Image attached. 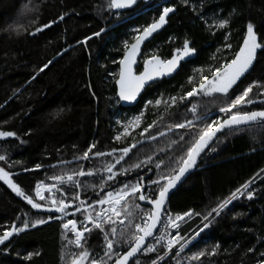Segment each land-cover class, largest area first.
Instances as JSON below:
<instances>
[{
	"label": "trees",
	"instance_id": "1",
	"mask_svg": "<svg viewBox=\"0 0 264 264\" xmlns=\"http://www.w3.org/2000/svg\"><path fill=\"white\" fill-rule=\"evenodd\" d=\"M165 6H175L176 12L146 44L137 71L142 70L147 55L155 53L168 58L171 50L180 47L185 37L191 40L190 46L196 50L195 54L181 64L173 77L164 78L145 89L136 106L125 108L116 95L115 83L119 59L123 55L122 42L130 41L135 29L142 30L154 18L158 19ZM61 15L62 20L58 19ZM200 15L209 24L214 18H227L230 23L224 29H209ZM49 21L55 23L35 31ZM249 21L254 25L258 41L264 45V0H188V4L183 0H138L119 17L114 10L107 9V0H0V130L17 133V137L0 139V154L8 158L7 163L0 161V166L13 174L14 182L33 194L37 180L50 183L47 178L52 175L79 171L80 168L85 171L90 167L99 169L109 161L114 163L112 157H93L91 160H74L73 157H79L94 142L95 150L102 152L131 142V139L123 143L113 139L119 130V113H136L144 107L146 100H154L160 94L178 96L188 91L187 77L192 75V69L215 63L211 57L225 42L226 32L230 34L228 42L232 44V51L237 50ZM101 28L105 31L100 36H92ZM89 36L92 38L85 43H77ZM222 55L217 53V58ZM50 60L49 67L39 71ZM253 79L264 80V48L257 49L254 65L241 80L238 90ZM225 99L219 95L190 97L191 104L198 105V115L211 114L209 120H202L197 127L217 116L223 118L218 108ZM191 104L186 101L170 108V114L149 130L155 140H142L117 165V170L142 161L146 156H152V162L119 176V181L112 183V187L135 182L138 175L155 179L158 170L154 165L158 159L165 160L160 171L175 166L172 161L183 154L197 133L189 128L167 129L172 124L194 119L188 111ZM261 108L264 103L259 100L253 105L242 106V110L248 111ZM158 114L150 106L145 112L143 126L156 119ZM140 130L133 132L135 140H141ZM157 132L164 135L157 136ZM180 136L185 140L179 141ZM174 140L179 143L168 148ZM211 147L215 151L207 150L199 166L171 195L167 204L173 213L189 208L200 213L199 217L193 216L183 222L179 229L181 236L194 232L199 235L180 251L179 256L173 252L159 264H177L181 259L179 264H256L264 253V172L261 171L264 169V122L225 130ZM59 161L70 163L60 164ZM35 164L43 167L34 169ZM25 168L29 171H23ZM148 168L152 171L148 172ZM103 175L79 177L86 185L81 191V198L86 202L108 190L88 187L98 186ZM245 181H249V190H255L253 198L249 200L245 192L220 215L213 213L209 217L211 223L204 228L207 221L202 223L203 216L215 207L218 199L227 197ZM64 188L71 198L69 186ZM136 202L140 204L139 200ZM140 205L144 209L150 208ZM24 213H28L29 219L59 215L54 209H31L26 201L0 181V233L12 221L19 226ZM68 218L73 217L70 214ZM61 232L60 221L53 219L15 234L0 244V264H64L61 253L68 250L64 249L66 241L61 238ZM217 244L216 253L207 254ZM88 246L92 248V255L103 254L102 236L94 231ZM249 248L253 251L248 252ZM70 250L78 251L74 246ZM126 250L127 246L120 245L115 249L118 253ZM199 250H205L206 254L198 261L188 259ZM28 252H39L40 255L27 260ZM163 252V246H159L156 252L141 254L132 264L136 260L140 264H150Z\"/></svg>",
	"mask_w": 264,
	"mask_h": 264
},
{
	"label": "snow or ice",
	"instance_id": "2",
	"mask_svg": "<svg viewBox=\"0 0 264 264\" xmlns=\"http://www.w3.org/2000/svg\"><path fill=\"white\" fill-rule=\"evenodd\" d=\"M183 2L188 4V0H183ZM136 3L137 0H107V9L109 11L115 10L116 16L119 17L121 10L131 9ZM174 7H163L158 19L154 18L152 23L143 27L142 30L139 28L135 29V35L131 37V40L122 42L123 55L119 59L118 79L115 81L120 100L136 101L142 90L150 87L158 78L170 76L178 71L180 64L191 59L195 54L196 50L190 46L191 40L185 37L180 47L171 50L168 58H162L155 53L147 55L143 59L142 70H135L138 66L137 58L138 54L141 53L142 44L166 24V17L174 11ZM193 11H195L194 7ZM199 18L204 20L209 29H224L230 23L227 18H214L210 24L203 15H200ZM58 19L62 20L63 15L58 17ZM52 23H55V21H49L48 24L42 25L35 31L39 32L43 28L49 27ZM104 31L105 29L101 28L99 31L92 33V36L98 37ZM229 35V33H225V42L217 49L216 53H213L211 59L215 63L192 69V75L187 77L188 91L178 96L164 97L163 94H160L154 100H146L140 112L128 118L127 121H117L120 124V129L113 139L122 143L131 139V142L125 143V146L119 148L113 147L108 152L95 150L96 143L94 142L89 144L79 157H73L74 160L112 157L114 163L109 161L99 169L90 167L85 171L80 168L79 171L74 170L60 175H52L47 178L51 181L50 183H46L45 180H37L32 189L33 194H29L18 183L14 182L13 174L6 170L5 167L0 166V181H3L12 192L26 201L27 205L31 206V209H45L47 211L54 209L56 213H59L58 216L47 215L46 219H29L28 213H24L19 226H17L15 221H12L9 226L3 228L2 233H0V244L30 227L35 228L37 225H43L47 221L55 219L60 221L61 238L66 241L64 249L68 250H62L61 253V260L64 261V264H109V262H112V264H132L138 253L141 251L154 253L157 251V245L162 242L166 250L165 254L175 250L177 256H179L180 251L184 250L199 235V232H194L191 235L181 236L179 231L180 224L193 216L199 217L201 214L191 208L187 211L173 214L166 207L170 190L176 187L182 177L186 178V173H189L197 165L198 158L203 152L206 150L215 151L211 147L210 142L217 138L218 134L223 133L226 129L231 131L241 125H249L252 122H264V108L251 111L242 110L243 105H253L257 100L264 103V80L253 79L242 89L238 90L241 80L254 65L257 49L264 48V45L258 41L257 32L250 21L246 24L242 43L239 44L234 52L232 51V44L228 42ZM91 38V36L85 37L84 41H78L77 43H85ZM169 39L170 41L172 40L171 37ZM217 53H223V55L218 59ZM51 63V60L48 61L39 71L48 68ZM181 88H183V85H181ZM217 95L226 98L223 105L218 108V112L223 114V118L217 116L216 119L197 127L202 120H209L211 114L198 115V105L191 104L189 98L194 96L215 97ZM186 101L191 104L188 111L194 115V119L172 124L167 131H171L173 128H189L196 130L197 134L188 142L183 154L172 161L175 166L168 171H160L162 166L165 165V160L158 159L154 165L155 169L158 170L155 179H146L145 176L138 175L135 182L128 181L120 184L118 188L112 187V183L119 181V176L152 162V156H146L142 161L117 170V165L124 161L142 140H155L156 137L152 136L149 130L162 122L167 114H170L169 109L184 104ZM150 106L156 109L159 114L156 119L143 126L145 112ZM161 106H163L162 111H160ZM59 111L62 112L63 109ZM136 129H141L139 133L141 140H135L132 135ZM145 133H149V135L145 136ZM156 135L163 136L164 133L157 132ZM8 137H17V133L15 131L0 130V139ZM184 140V136L179 137V141ZM179 141H171L167 147L171 148ZM160 151L163 152L164 149H160ZM0 161L7 163V156L0 154ZM58 163L66 164L70 162L59 161ZM42 167L41 164L34 165V169L37 170ZM23 171L27 172L29 169L25 168ZM147 171L151 172L152 168H148ZM261 171L264 172V169ZM97 173L104 174L100 184L88 187L93 190L96 187L107 188L108 190L100 192L99 197L91 202H86L85 199L81 198V191L85 189L86 185L79 177L95 176ZM65 185H68L69 191L72 192L71 198H68L65 192ZM149 188H151V191L148 190ZM245 192L249 200L255 194L254 189L249 190V181H245L235 188L227 197L218 199L215 207L207 215L203 216V220L207 221L203 227L207 228L209 226L211 223L209 217L213 216V213L217 216L220 215L233 200L244 195ZM137 200L146 201L150 208L144 209L136 202ZM70 214L73 218H68ZM137 217H139V222H137ZM172 229L176 230L174 235L171 234L170 230ZM154 230L158 233L155 236ZM94 231L103 238V256L99 258L92 255V248L88 246ZM69 233L71 237H69ZM148 238H153L154 243H146ZM117 245L127 246V250L118 253L115 251ZM72 246L78 251H71ZM218 247V244L213 246L211 252L207 254H215ZM252 251V248L248 249V252ZM205 254V250H199L192 253L189 259L198 261ZM33 255L38 256L40 253L28 252L25 259L30 260ZM161 259H163V256L157 255L156 259L151 260L150 264H158ZM135 264H140V261L136 260ZM177 264H179V261H177ZM256 264H264V253L261 254Z\"/></svg>",
	"mask_w": 264,
	"mask_h": 264
},
{
	"label": "water",
	"instance_id": "3",
	"mask_svg": "<svg viewBox=\"0 0 264 264\" xmlns=\"http://www.w3.org/2000/svg\"><path fill=\"white\" fill-rule=\"evenodd\" d=\"M138 1V0H137ZM115 11V10H114ZM125 11H127V10H121V12H125ZM120 12V13H121ZM176 12V8L174 7V11L172 12V13H169V15L166 17V23H167V20H168V18L172 15V14H174ZM166 25V24H165ZM165 25H163L160 29H158L150 38H148L147 40H146V42L145 43H143L142 44V47H141V53H139L138 54V58H137V62H138V65H139V61H140V58H141V55H142V53H143V50H144V48H145V46H146V44L149 42V41H151L163 28H164V26ZM182 64V63H181ZM181 64H180V66H179V69H180V67H181ZM138 67V66H137ZM137 67H136V69L135 70H137ZM179 71V70H178ZM178 71H176V72H174L173 74H171L170 76H167V77H163V78H158L157 80H156V82L157 81H160V80H162V79H164V78H171V77H173ZM118 79V78H117ZM116 87H117V85H116ZM144 91L145 90H142V93L138 96V98H137V100L136 101H123V100H120V98H119V96H118V87H117V93H116V95H117V97L119 98V100H120V103H121V105L123 106V107H125V108H128V107H134V106H136L138 103H139V100H140V98H141V96L143 95V93H144ZM253 110H257V109H253ZM254 123H256V122H252V123H250L249 125H252V124H254ZM241 126H247V125H241ZM240 127V126H239ZM227 130V129H226ZM220 134H218V136H219ZM216 140V138H214V140L212 141V142H210V144L212 145L213 143H214V141ZM207 152V150L205 151V152H203L202 154H201V156L198 158V161H197V165L193 168V169H191L190 171H189V173H186V178L185 177H182V179H181V181L180 182H178L177 183V185H176V187L174 188V189H172V190H170V193H169V196H168V198H167V203H166V207H167V204H168V201H169V199H170V197H171V195L187 180V178L192 174V172L199 166V163H200V160H201V158H202V156L205 154ZM140 203L142 204V205H144V206H147V207H150V205L146 202V201H140ZM156 231L154 230V236L156 235ZM152 238H148L147 239V241H146V243H148L150 240H151ZM141 253H142V251L140 252V253H138L137 254V256L135 257V259L136 258H138L140 255H141ZM134 261V260H133ZM132 261V262H133ZM112 264V263H111Z\"/></svg>",
	"mask_w": 264,
	"mask_h": 264
},
{
	"label": "rangeland",
	"instance_id": "4",
	"mask_svg": "<svg viewBox=\"0 0 264 264\" xmlns=\"http://www.w3.org/2000/svg\"><path fill=\"white\" fill-rule=\"evenodd\" d=\"M139 112H140V111H138V112H136V113H132V112H128V111H125V112L121 111V112L119 113L120 117H119L118 121H127L128 118H130V117H132V116L138 114ZM220 117H221V116H220ZM221 118H222V117H221ZM119 129H120V124H119ZM140 204H141V203H140ZM138 222H139V218H138ZM204 222H205V221L203 220L202 223H204ZM147 254H148V253H147ZM102 256H103V254H98V255H96L97 258L102 257ZM188 259H189V258H188ZM189 260H190V259H189ZM179 262H182V259L179 260Z\"/></svg>",
	"mask_w": 264,
	"mask_h": 264
},
{
	"label": "built area",
	"instance_id": "5",
	"mask_svg": "<svg viewBox=\"0 0 264 264\" xmlns=\"http://www.w3.org/2000/svg\"><path fill=\"white\" fill-rule=\"evenodd\" d=\"M173 213V212H172ZM173 214H175V213H173ZM183 223V222H182ZM181 223V224H182ZM180 224V225H181ZM171 231V234H175V232H176V230L175 229H172V230H170ZM158 233H156V235H157ZM148 243H154V239L152 238ZM159 246H163V242L160 244V245H157V248L159 247ZM164 248V247H163ZM165 252H166V250L164 249V252H163V254L161 255V256H163V259H161L160 261H158V264L160 263V262H162L167 256H169L170 254H172L173 252H176L175 250H173V251H170V252H167V254H165ZM141 254H147V253H144L143 251H142V253Z\"/></svg>",
	"mask_w": 264,
	"mask_h": 264
},
{
	"label": "flooded vegetation",
	"instance_id": "6",
	"mask_svg": "<svg viewBox=\"0 0 264 264\" xmlns=\"http://www.w3.org/2000/svg\"><path fill=\"white\" fill-rule=\"evenodd\" d=\"M183 63V62H182Z\"/></svg>",
	"mask_w": 264,
	"mask_h": 264
}]
</instances>
